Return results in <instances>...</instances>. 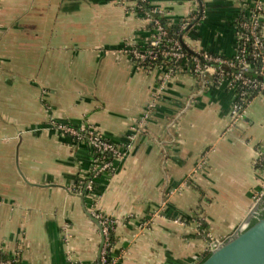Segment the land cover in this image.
I'll list each match as a JSON object with an SVG mask.
<instances>
[{
	"label": "crops",
	"instance_id": "1",
	"mask_svg": "<svg viewBox=\"0 0 264 264\" xmlns=\"http://www.w3.org/2000/svg\"><path fill=\"white\" fill-rule=\"evenodd\" d=\"M147 1L170 19L199 8L195 0ZM257 2L264 8V0H201L184 41L234 56L237 24ZM151 30L133 2L0 0V253L26 264L98 261L100 231L76 181L104 160L52 122L93 126L123 152L85 193L88 210L115 222L116 264L196 263L212 240L259 213L264 93L232 125L229 84L204 87L185 73L147 112L161 72L133 63L126 43Z\"/></svg>",
	"mask_w": 264,
	"mask_h": 264
},
{
	"label": "built area",
	"instance_id": "2",
	"mask_svg": "<svg viewBox=\"0 0 264 264\" xmlns=\"http://www.w3.org/2000/svg\"><path fill=\"white\" fill-rule=\"evenodd\" d=\"M138 1L139 0H119L121 4L124 6H128L129 2H133L136 4L138 8ZM146 1V0H142ZM254 12L251 11L250 13V23H244L243 26L248 30V32H243L238 34V50L234 56H223L220 54H215L208 52L207 50H201L189 46L190 49L193 51L192 61L194 63L192 72L187 74H192L199 82L202 81L204 87L206 83H215L221 84L223 82H227L229 86L234 90V101L231 110V124L234 125L238 121L243 120L245 117L246 109L241 105L243 100L244 93L238 94L236 92L237 82L250 86L254 89L264 90V81H258L256 78H248L243 76L242 74H232L228 72V69L240 67L244 71L253 67L252 64L246 62L244 55H245V48L242 46L244 42L248 40H252V47H253V56L258 57L261 60V65L259 68V75L264 78V35L258 33L259 21L264 17V8L262 4L259 2L255 3L253 6ZM163 14V12L157 8L150 9L149 14L146 15L147 19L153 24L151 27L152 34L147 39L143 40L142 42H134L132 40L126 43V50L128 54L131 56L133 63L137 64L140 68L150 71L153 69H158L161 72V78L158 84L157 89L152 91V99L149 103L147 112L153 110L157 106V103L160 99L162 91L165 89L167 83L172 80L173 78L178 77L181 73L174 66H165L163 65H155L154 68L151 64V61H155L159 56H169L175 58V61L181 60L186 56V53L183 51V46L181 44V39L175 37L170 41L173 42V45L170 48L161 49V44L166 40L167 31L165 30L161 21L156 17V14ZM188 22L189 19L183 17L182 23L180 25V30L184 32L181 38L184 40L187 30H188ZM133 44H142L145 47L139 48H129L132 47ZM161 49V50H160ZM203 60V63L201 62ZM147 64L148 67H144ZM264 92V91H263ZM261 95V94H259ZM150 109V110H149ZM147 116V115H146ZM145 116V117H146ZM143 117V118H145ZM52 127L55 129L57 133L67 138H73L75 142L86 141L89 146L94 148L95 150L106 152L110 154V159L104 160L99 164L98 162L94 165V175L90 176L88 179L89 181L85 184V188L88 193H93L95 183L94 179L100 173H103L107 170H112V160L111 159H118L123 157V152L121 148L113 141L105 139L103 135L100 133L99 130L95 127H89L86 125L74 126L68 123H57L52 122ZM258 163V162H257ZM261 170L264 173V160L261 159ZM264 196V186L258 196L254 197L255 204H257L262 197ZM103 224V230L105 234V243L101 250V264H104L106 261L105 255L109 251V226L108 224L113 223L114 220L109 216L99 213L95 214ZM176 221L183 222L182 218L176 219ZM226 238V237H225ZM224 239V238H222ZM222 239H214L211 241V244L208 248V253H210L215 246L219 245L222 242ZM0 264H21L18 258H8L5 260H0ZM75 264V263H71ZM116 264V259L114 258L113 263Z\"/></svg>",
	"mask_w": 264,
	"mask_h": 264
},
{
	"label": "trees",
	"instance_id": "3",
	"mask_svg": "<svg viewBox=\"0 0 264 264\" xmlns=\"http://www.w3.org/2000/svg\"><path fill=\"white\" fill-rule=\"evenodd\" d=\"M196 2H199V8L197 11L192 12L189 16L185 17L189 19L188 22V30L190 28H192L194 22H196V20L198 19V17L202 14V6H201V0H195ZM138 11L139 13H141L142 15L146 16L149 14L150 9H153V7H151V5L149 4V2L146 1H142L139 0L138 1ZM250 12L247 14V8L244 9V12L242 13L241 19L239 20L238 24H237V35L243 32H248V30H246V28L243 26L244 23H250V13L251 11L254 12V8L253 6H251L250 8ZM254 9V10H253ZM264 14V12H263ZM156 17L161 21V23L163 24L165 30L167 31V35L166 40L161 44L160 48L161 49H165V48H170L173 45V42H171L170 40L178 37L179 39H181V44L183 46V51L186 53V56L178 61H175V58L166 56H159L155 61H151V64L153 65L152 68L155 67V65H165L167 66H174L176 67L179 71L181 70V73H189L192 72L193 70V66L194 63L192 61V55L194 54L193 51L190 49V47L188 46V44L181 38L182 34H184L183 30H180V25L182 23V19H170L167 18L165 16H163V14H156ZM264 25V17L259 21V27H258V33L263 35L262 32V28ZM151 27H153V24L151 25ZM187 30V31H188ZM264 39V37H263ZM245 48V55L244 58L246 60V62L250 63L253 65V67H250V69L244 71L243 69H241L240 67H235V68H231L228 69L227 71L232 73V74H242L243 76H246L248 78H256L258 81H264V78L262 76L259 75V68L261 65V60L258 57H254L253 56V47H252V40H248L246 42L243 43L242 45ZM143 48L145 47V45L142 44H133L132 47L129 48ZM160 49V50H161ZM201 62L203 63V60H201ZM144 67H148L147 64L144 65ZM263 89L262 90H258V89H254L250 86L247 85H243L239 82H237V86H236V92L238 94L240 93H244L243 100L241 102V105L244 108H247L249 103L253 100V98H255L256 96H259V94H263ZM111 141V140H110ZM93 153L95 154V157H101V159L105 158V160H109L110 159V154L106 153V152H101L98 150H95L94 148H91ZM261 167V160L258 161L257 164V168ZM261 169V168H260ZM93 175V173L91 174ZM100 175V174H99ZM102 176V175H101ZM96 177H100V176H96ZM85 178L79 177L77 179V184L79 186V189H83L81 186H85L86 182L88 180H84ZM82 191V190H81ZM96 191V188H95ZM88 191H86L87 193ZM262 203L259 206V213L253 218L251 219L248 228L253 226L259 219L264 218V196L263 199L261 201ZM196 215L191 216V218H183L184 221L189 220V219H194ZM203 223V221L201 222ZM109 226V251L107 252V254L105 255L106 261L104 264H112L113 260H114V256L112 254V246L115 242V238H114V227H115V222L108 224ZM210 253H207V255L205 256V258L203 260H205ZM8 258H18L19 262L21 264H26L23 262L20 254L18 253H12V254H6V253H0V260H5ZM96 264H101V258H99V260L96 262Z\"/></svg>",
	"mask_w": 264,
	"mask_h": 264
},
{
	"label": "water",
	"instance_id": "4",
	"mask_svg": "<svg viewBox=\"0 0 264 264\" xmlns=\"http://www.w3.org/2000/svg\"><path fill=\"white\" fill-rule=\"evenodd\" d=\"M190 105L191 102L172 122L173 125ZM85 192L86 188L78 195L86 215L100 231L101 240L97 258L99 260L105 243L103 224L94 213L88 210L85 204ZM193 264H264V218L259 219L253 226L248 228L247 225L246 228L222 239V242L213 248L205 260L200 259Z\"/></svg>",
	"mask_w": 264,
	"mask_h": 264
},
{
	"label": "rangeland",
	"instance_id": "5",
	"mask_svg": "<svg viewBox=\"0 0 264 264\" xmlns=\"http://www.w3.org/2000/svg\"><path fill=\"white\" fill-rule=\"evenodd\" d=\"M57 123H60V122H57ZM88 177H90V176L88 175ZM88 177L85 178L84 180H88V179H89ZM88 181H89V180H88ZM88 181H87V182H88ZM87 182H86V183H87ZM81 187L84 189V186H81ZM262 187H263V186H260L259 190H262ZM80 190H82V189H80ZM86 191H87V190H86ZM79 193H80V192H79ZM85 193H86V192H85ZM95 214H96V213H95ZM97 214H99V213H97ZM202 225H204V223H202Z\"/></svg>",
	"mask_w": 264,
	"mask_h": 264
}]
</instances>
